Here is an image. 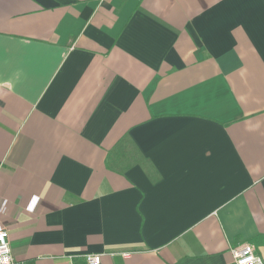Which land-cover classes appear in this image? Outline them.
I'll return each mask as SVG.
<instances>
[{"label":"crops","instance_id":"0c3cea01","mask_svg":"<svg viewBox=\"0 0 264 264\" xmlns=\"http://www.w3.org/2000/svg\"><path fill=\"white\" fill-rule=\"evenodd\" d=\"M11 264L264 259V0H0Z\"/></svg>","mask_w":264,"mask_h":264},{"label":"built area","instance_id":"2783aa9c","mask_svg":"<svg viewBox=\"0 0 264 264\" xmlns=\"http://www.w3.org/2000/svg\"><path fill=\"white\" fill-rule=\"evenodd\" d=\"M7 200H3L0 212L3 213L7 206ZM8 231L0 221V264H11L12 256L10 251ZM234 257V264H264V259L255 252L251 243L245 242L237 247L231 248ZM87 264H100L101 255L86 253L83 256Z\"/></svg>","mask_w":264,"mask_h":264}]
</instances>
